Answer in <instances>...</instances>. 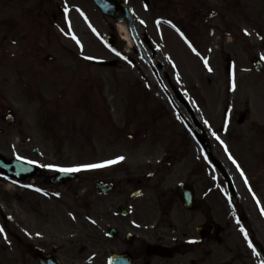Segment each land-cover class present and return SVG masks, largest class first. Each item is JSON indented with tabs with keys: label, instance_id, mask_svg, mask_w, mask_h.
Returning a JSON list of instances; mask_svg holds the SVG:
<instances>
[{
	"label": "rangeland",
	"instance_id": "374dc122",
	"mask_svg": "<svg viewBox=\"0 0 264 264\" xmlns=\"http://www.w3.org/2000/svg\"><path fill=\"white\" fill-rule=\"evenodd\" d=\"M125 1L141 43L161 67L157 78L136 55L135 66L126 62L120 39L111 48L105 44L118 29L111 32L113 21L90 1H71L82 11H69L60 28L45 18L44 0H0V155L40 167L38 177L23 183L0 175V264H37L31 249L56 254L64 264H96L90 261L92 227L97 219L104 227L106 197L96 195L93 181L124 176L121 168L138 151L127 137L145 134L133 110L140 113L147 99L167 102L158 90L167 87L163 73L183 93L201 91L215 125L222 107L228 109L232 131L248 140L232 160L221 158L242 194L239 214L247 227L238 232L230 222L228 234L235 242L232 264H264V140L255 134L259 127L264 135V73L250 65L257 57L264 69V0ZM97 60L116 66L89 62ZM219 97L223 106L212 101ZM8 109L11 126L1 119ZM246 110L247 121L238 127ZM167 113L164 123L172 120ZM90 164L100 167H83ZM71 168H80L72 171L76 180L44 185V177Z\"/></svg>",
	"mask_w": 264,
	"mask_h": 264
},
{
	"label": "flooded vegetation",
	"instance_id": "af4514ba",
	"mask_svg": "<svg viewBox=\"0 0 264 264\" xmlns=\"http://www.w3.org/2000/svg\"><path fill=\"white\" fill-rule=\"evenodd\" d=\"M44 1L45 18L59 27L68 11H82L73 0ZM149 1L162 4L164 0ZM163 77L168 84L167 75L163 73ZM158 90L169 103L147 99L145 109L135 111L145 134L129 136L138 151L121 168L124 176L111 179L112 189L105 195L104 227L101 231L98 219L92 227L91 259L101 264L98 257L103 254V264H232L236 260L235 242L228 229L230 222L242 220V194L233 183L228 184L211 156L226 167L224 161L244 150L241 145L247 139L232 131L223 107L220 125L214 124V116L210 119L204 110L201 91H180L190 113L176 101L172 88ZM212 101L223 106V98ZM168 110L172 120L164 123ZM192 118L200 125V133L206 135L211 155L197 144ZM29 251L35 262L38 254L57 259L53 253Z\"/></svg>",
	"mask_w": 264,
	"mask_h": 264
},
{
	"label": "water",
	"instance_id": "95a60500",
	"mask_svg": "<svg viewBox=\"0 0 264 264\" xmlns=\"http://www.w3.org/2000/svg\"><path fill=\"white\" fill-rule=\"evenodd\" d=\"M96 6L101 10L102 13L110 16L115 21L121 22L126 21L129 25L130 33L135 42H137L136 32L133 25V19L128 11L127 7L120 3L119 0H93ZM109 43L113 42V39H108ZM138 44V43H137ZM144 57L146 58L145 54ZM226 71H230V60H226ZM103 66H111L113 63L101 62ZM257 70H260V65L258 62L253 63ZM243 120V116L240 117L239 123ZM8 123L13 122L11 116L7 117ZM0 173H2L6 178H14L18 181H24L27 178L35 177L38 174V169L35 166L24 163L19 159L5 160L0 156ZM75 175H71L66 172H60L53 177H49L45 180V183H63L65 180L75 179ZM96 187H100L102 192L109 189V186L103 183H96ZM40 264H58L50 258H44L39 260Z\"/></svg>",
	"mask_w": 264,
	"mask_h": 264
},
{
	"label": "snow or ice",
	"instance_id": "6c2138e0",
	"mask_svg": "<svg viewBox=\"0 0 264 264\" xmlns=\"http://www.w3.org/2000/svg\"><path fill=\"white\" fill-rule=\"evenodd\" d=\"M67 11V9H65ZM141 23H144L143 21H141ZM245 34L247 35L248 33L245 32ZM191 47V45H189ZM193 51H195V49H193ZM118 54V53H117ZM85 59H89V57H85ZM262 59H264V57H262ZM205 66L207 67V61H205ZM209 71H211V69H209ZM119 159H123V157H120ZM231 159V157H230ZM113 161H110L109 163H112ZM233 163H235V161H233ZM84 168H97L100 167V165H96V164H90V165H85L83 166ZM60 171L63 172H72V171H79L80 168H71V169H59ZM37 191H39V189H37ZM262 215H264V210H262ZM0 231H2V229H0ZM247 239V237H246ZM249 247H251V244L249 245Z\"/></svg>",
	"mask_w": 264,
	"mask_h": 264
},
{
	"label": "bare ground",
	"instance_id": "6f19581e",
	"mask_svg": "<svg viewBox=\"0 0 264 264\" xmlns=\"http://www.w3.org/2000/svg\"><path fill=\"white\" fill-rule=\"evenodd\" d=\"M117 27H118V31H119V33H120V37L122 38V40H123V41H126V43H127L128 45H132V42H131V40H130V38H129L127 32H126L125 27H124L123 25H120V24H118Z\"/></svg>",
	"mask_w": 264,
	"mask_h": 264
}]
</instances>
